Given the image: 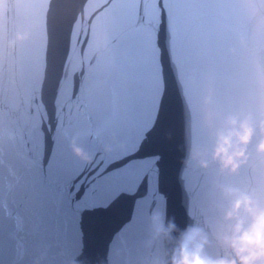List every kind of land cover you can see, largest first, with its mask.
Listing matches in <instances>:
<instances>
[{
  "label": "water",
  "instance_id": "water-1",
  "mask_svg": "<svg viewBox=\"0 0 264 264\" xmlns=\"http://www.w3.org/2000/svg\"><path fill=\"white\" fill-rule=\"evenodd\" d=\"M262 119L264 0H0V264H170L169 222L217 255L221 188L264 204Z\"/></svg>",
  "mask_w": 264,
  "mask_h": 264
},
{
  "label": "clouds",
  "instance_id": "clouds-1",
  "mask_svg": "<svg viewBox=\"0 0 264 264\" xmlns=\"http://www.w3.org/2000/svg\"><path fill=\"white\" fill-rule=\"evenodd\" d=\"M258 130L260 140L256 152L264 156V119L260 121ZM256 132L257 127L250 115L243 118L229 116L224 120L222 129L215 132L210 153L206 150L205 154H210L219 173L233 175L249 159L248 145ZM198 163L200 167H207L203 159H199ZM221 192L229 198V202L220 209L214 230L218 254L209 256L206 253L209 239L202 228L191 224L177 230L176 225L169 222L166 228H158V232L169 236L173 231H179L170 264H264V204L248 192L232 186H223Z\"/></svg>",
  "mask_w": 264,
  "mask_h": 264
}]
</instances>
